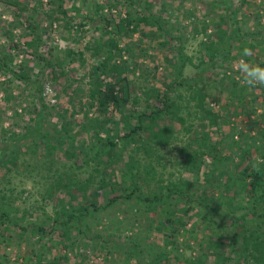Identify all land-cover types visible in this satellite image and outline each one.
Returning a JSON list of instances; mask_svg holds the SVG:
<instances>
[{
  "label": "trees",
  "instance_id": "trees-1",
  "mask_svg": "<svg viewBox=\"0 0 264 264\" xmlns=\"http://www.w3.org/2000/svg\"><path fill=\"white\" fill-rule=\"evenodd\" d=\"M1 1L20 10L17 23L0 26L3 36L12 42L15 27L25 25L36 63H15L8 48L18 50L17 43L0 46L2 85L19 117L0 130V242L5 249L26 248L24 263L17 264H70L90 254L117 255L121 264H264V85L248 87L240 73L230 68L236 79L227 70L241 59H260L242 56L239 43L264 50L262 15H251L255 29L241 34L246 21L238 20L239 10L251 7L249 0H217L213 13L222 9L225 15L195 19L192 38L203 37L196 56L186 51V33L168 26L167 10L155 14L148 0H113L107 15L96 4L95 14L89 12L93 0H67L75 12L88 8L78 24H72L66 0H47L65 20L71 42L89 30L95 36L85 48L92 50L87 83L73 92L79 102L60 114L42 101L47 72L54 81L70 70L74 75L76 63L86 66L85 54L68 46L56 57L37 33L50 13L35 19V12L26 25L28 3ZM135 34L139 42L125 43ZM157 37L167 49L169 73L162 77L159 65L146 64V55L154 57L143 48V38ZM217 70L226 72L211 74ZM16 81L25 85L23 102ZM210 88L217 111L207 102ZM224 109L234 118L243 115L246 130L235 125L224 132L234 125L222 117ZM182 134L191 137L178 146ZM53 249L58 254L50 258ZM10 260L2 254L0 264Z\"/></svg>",
  "mask_w": 264,
  "mask_h": 264
},
{
  "label": "rangeland",
  "instance_id": "rangeland-1",
  "mask_svg": "<svg viewBox=\"0 0 264 264\" xmlns=\"http://www.w3.org/2000/svg\"><path fill=\"white\" fill-rule=\"evenodd\" d=\"M217 0H148V3L151 5L152 11L155 14L160 13L162 10H167L166 12L168 13H164V16L167 17L168 20V26L170 25H175L178 29H180L178 32H183L186 33L185 37L188 38V41L186 42V40H184V44L186 47V51L188 54L190 55H194L196 56L197 52L199 51V43L201 41V39H203V37H196L195 39L192 38V33H191V29L193 28V26H195L196 24L198 25V23L195 22V19L197 17H202L203 18H208L209 20H211L212 16L214 19H218L219 18V14L225 15L227 12L225 10H216V14L213 13V7H214V3ZM241 0H234L235 4H239ZM11 2H13L14 4H18L21 6H25L28 3V10L27 12H24V20L25 23L27 25L28 23V18H32V16L35 14V12H38L35 15V19L36 16L39 13H50L51 18H46V16H44L43 14V22L41 24H38L37 27V33L42 34L43 36V41L46 42L47 44H49V46H52V48L55 49V56L56 57H63L64 54V50L70 46L73 49L79 51V52H83L85 54V57L87 59L86 62V66L82 67L81 63H76L78 65L77 68H79V70L74 69L75 73L74 75L71 74V70L69 72L70 75H68L67 78H62L61 80H57L54 81L52 80V73L51 71L47 72V76H46V81L44 84H48L50 85V87L52 88L53 92L48 93V96L45 95V87L43 88V92H42V101L43 103L48 106V107H53L55 108L56 112H58L59 114L61 112H67L70 113L73 109H74V104L77 102H79L77 100V94H73L74 90H79L80 88H84L85 84L87 83L86 80V76L88 74V69H89V65L91 64L92 60L89 59V54L92 53V50L90 51H86V45L88 44V42H91V39L94 36V31L93 30H89L88 28H84L82 30L84 31H88V33L85 35V37H82L81 35H78L76 37V40L74 42H71V38L69 37V34L67 31V25H65V20H63V17H61V19L57 18L58 13L55 11H52L50 9V7H48L49 5L47 4V0H11ZM82 0H74L73 3L75 4H81ZM113 0H93L90 4L89 8V12L92 14H95L96 12V8L94 6V4L96 5H101L103 6L104 10L103 13L104 15H107L111 12L110 6L112 5ZM218 2H220L218 0ZM251 7H244L242 9L239 10V15H238V20H242V21H246L242 23V35L243 33H246L247 31H253L255 29V23L256 21H254V19L252 20V18L250 17L255 16L256 13H259L260 15H262V25H261V30L263 33H261L260 37H264V0H249ZM73 3H71L70 1L66 0L65 3V8L68 10L69 12V16L72 18V24H78L79 22L82 23L85 21L84 19V15L83 13H85V11L88 10V8L83 9L82 12H75L71 9V7L73 6ZM122 9V7L118 6L116 9ZM37 10V11H36ZM20 10H18L17 8H14L12 6H10L9 4H5L4 1L0 2V26L3 25L5 28H7L11 23H17V18L20 14L19 12ZM122 12H125L124 9H122ZM114 13V11H113ZM209 13L210 16H208L207 14ZM215 14V15H213ZM27 18V19H26ZM113 18V17H111ZM120 18L119 15H117V18H113L116 21ZM58 19V20H57ZM52 20H55L54 22H52ZM32 22V21H31ZM181 22V23H180ZM200 28V27H199ZM45 29L48 30V33H44ZM144 30V32H149L150 28H142ZM3 30L2 27L0 28V46H8V45H13V43H17L19 44V49H11L8 48V52H10L12 55H15V63L16 64H22L25 63L27 64L29 67H34L35 66V59L33 54V48H30L29 46H26L27 42H31L33 41V35H31V31L29 29H26L25 25H17V27H15V29L13 30V34H14V39L13 41H8L7 37L3 36ZM81 31V30H80ZM176 32V31H174ZM244 36V35H243ZM126 40L125 43H130L132 44L133 42H139L140 41V36L139 34H135V36L133 37L132 40H129L128 38H125ZM161 37H157V39L152 40L151 38H143V48L144 49H148L149 50L147 52H149L150 55H152L154 57V60L148 57V55H146L145 60H146V64L153 68L154 65H159L160 69L158 72V76L162 77L165 76L166 73H169V69L166 65V61H165V56H166V51L167 49H161V46H159L158 42H160ZM247 42H249L248 40H246ZM249 43H239V45L248 47ZM94 46V45H92ZM264 46V45H263ZM263 46L261 48H263ZM153 47V48H151ZM39 48V47H37ZM36 48V49H37ZM39 49H42V47L40 46ZM93 49V48H91ZM235 54L238 53V50H236L234 52ZM148 54V53H147ZM256 55L258 57H260V59L254 61L252 64L254 65H258L261 67H264V50L260 51L259 50H255L252 51L251 50V55L252 56ZM74 66V65H73ZM225 67V66H224ZM238 65L236 63H230L229 67H228V72L229 75H231L232 77H236V79L238 78V75H236L234 72H238L237 69ZM230 68H233L234 72L232 70H230ZM35 72H39L38 69H35ZM226 70L222 71V70H217L216 72L211 71L212 73H217V74H223L225 73ZM239 73V72H238ZM186 74H189L190 76L192 74H194V70L192 68H188L186 70ZM224 75V74H223ZM222 75V76H223ZM240 76V74H239ZM5 76L0 74V130L1 127L4 126H8V125H12L15 126V124L18 122L19 117L16 114L15 110L12 109L10 106L11 104H13L12 100H8L7 98V91H6V86L2 85L3 82H5ZM239 79V78H238ZM234 80V78H233ZM24 84H22L19 81H16V84H14V91L15 94L18 95L22 92L23 94V88H24ZM259 86V85H258ZM263 86V85H262ZM67 91V92H66ZM215 89L210 88V93H211V97H209L208 99V103H209V108H211L214 111L219 110V106L212 101V97H213V93H214ZM251 91V90H250ZM253 92L255 94L260 93L259 89H254ZM27 97L26 94L22 95V99L21 101L23 102V100ZM223 100H222V104H224L225 102L228 101L227 97L222 95ZM53 98L56 100L55 103H52L50 100H53ZM77 100V102H76ZM20 108V109H19ZM19 112L22 111L21 107H19ZM262 111L259 112V114H261ZM222 117H228L231 118V121H234V125L232 123H229V126H224V132H229L230 131V127L231 126H235L238 125L239 129L242 128V130H246L244 128V125L247 123V120L244 118V116H240L239 118H234L232 113H231V109L227 110L224 109L222 111ZM28 116L26 117V119L28 120ZM53 122H57V118L53 119ZM1 132V131H0ZM1 134V133H0ZM182 139L178 141V146L182 145V141H187V139H189L191 136L190 135H185L182 134L180 136ZM257 146H260L259 143H257ZM19 178L16 179V182H19ZM26 187L28 190H31L32 185L30 182L26 183ZM35 194V193H34ZM26 197H28V194H26ZM34 202V199L31 198L30 200L28 199L26 201V203L22 204V208L23 207H29V205H31ZM19 204L21 205V202H19ZM48 211L51 212V208H48ZM58 250L61 247H57ZM82 253H86V251L83 249H81ZM2 254H7L8 257L11 259L9 264H17L18 262L20 263H24L25 261V256H27V251L26 248L24 247L21 249H18L17 247L12 246L11 248L5 249L4 245L2 244V242H0V258L2 260ZM57 250L53 249L52 253L49 255L50 258L54 257L55 255H57ZM115 258L114 260L118 261L116 263L113 262V258ZM110 258L107 255H96V254H90L89 257H87L86 261H83V259L78 258L76 261L74 258H72L70 261L71 263L74 262V264H121L123 263V261L119 259V257L117 255L115 256H111ZM70 263V264H71ZM170 264H184V263H177L176 261L171 262Z\"/></svg>",
  "mask_w": 264,
  "mask_h": 264
},
{
  "label": "clouds",
  "instance_id": "clouds-1",
  "mask_svg": "<svg viewBox=\"0 0 264 264\" xmlns=\"http://www.w3.org/2000/svg\"><path fill=\"white\" fill-rule=\"evenodd\" d=\"M251 55V49L245 47L242 56ZM240 73V78L248 87H255L257 85H264V67L254 65L241 59L238 62L236 69Z\"/></svg>",
  "mask_w": 264,
  "mask_h": 264
},
{
  "label": "built area",
  "instance_id": "built-area-1",
  "mask_svg": "<svg viewBox=\"0 0 264 264\" xmlns=\"http://www.w3.org/2000/svg\"><path fill=\"white\" fill-rule=\"evenodd\" d=\"M45 90H46L45 95H47V96H48V93L53 92L52 88L48 84H46ZM50 101L52 103H55L56 102V100L54 98H53V100H50Z\"/></svg>",
  "mask_w": 264,
  "mask_h": 264
}]
</instances>
